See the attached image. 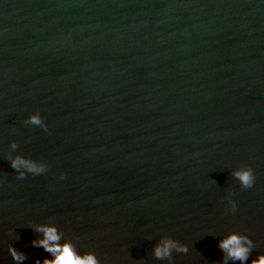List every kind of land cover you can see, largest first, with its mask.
<instances>
[{
  "label": "water",
  "instance_id": "obj_1",
  "mask_svg": "<svg viewBox=\"0 0 264 264\" xmlns=\"http://www.w3.org/2000/svg\"><path fill=\"white\" fill-rule=\"evenodd\" d=\"M42 223L100 264H222L231 231L264 253V0H0V264L50 258ZM166 236L188 252L155 258Z\"/></svg>",
  "mask_w": 264,
  "mask_h": 264
},
{
  "label": "clouds",
  "instance_id": "obj_2",
  "mask_svg": "<svg viewBox=\"0 0 264 264\" xmlns=\"http://www.w3.org/2000/svg\"><path fill=\"white\" fill-rule=\"evenodd\" d=\"M24 123L38 126L47 131V124L39 111L30 114ZM10 147L16 150L18 148L17 142L12 141ZM7 158L19 179L25 178L27 174L41 175L49 169V165L46 162L33 160L20 154H9ZM231 176L239 181L243 189H250L254 186V171L249 166L241 165L234 168L231 171ZM65 178L66 174L61 173L59 179L64 180ZM227 205L230 211H236L237 202L231 198V194H229L227 199ZM32 227L35 232L40 234L31 241L32 246L42 248L46 253L50 254V258L46 256L42 261L37 260L36 264H100L95 252H80L71 239L64 238V234L55 223L34 224ZM218 247L223 253L222 264H229V261L233 262V264H236V262L247 264L254 248V242L242 232L231 231L219 239ZM173 250L178 253H187L189 249L187 244L166 236L161 238L154 246L153 255L159 260H170ZM9 252L16 264H21L28 258L23 252L11 246L9 247ZM252 264H264V253L258 254L256 259L252 260Z\"/></svg>",
  "mask_w": 264,
  "mask_h": 264
}]
</instances>
